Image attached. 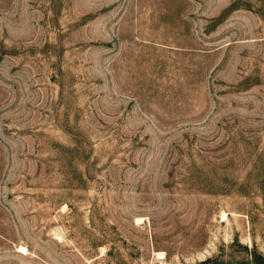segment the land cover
Segmentation results:
<instances>
[{
  "label": "rangeland",
  "instance_id": "rangeland-1",
  "mask_svg": "<svg viewBox=\"0 0 264 264\" xmlns=\"http://www.w3.org/2000/svg\"><path fill=\"white\" fill-rule=\"evenodd\" d=\"M0 264H264V0H0Z\"/></svg>",
  "mask_w": 264,
  "mask_h": 264
},
{
  "label": "bare ground",
  "instance_id": "bare-ground-1",
  "mask_svg": "<svg viewBox=\"0 0 264 264\" xmlns=\"http://www.w3.org/2000/svg\"><path fill=\"white\" fill-rule=\"evenodd\" d=\"M21 249V248H20ZM23 251H25V249L23 250ZM25 254V253H24Z\"/></svg>",
  "mask_w": 264,
  "mask_h": 264
}]
</instances>
